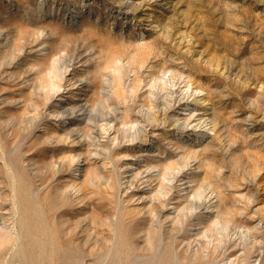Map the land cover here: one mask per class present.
<instances>
[{
  "label": "rangeland",
  "instance_id": "1",
  "mask_svg": "<svg viewBox=\"0 0 264 264\" xmlns=\"http://www.w3.org/2000/svg\"><path fill=\"white\" fill-rule=\"evenodd\" d=\"M123 1L0 0V264H264V0L148 6L155 28ZM70 71L92 115L62 129ZM195 90L211 129L184 159ZM153 125L170 168L146 187L124 158Z\"/></svg>",
  "mask_w": 264,
  "mask_h": 264
},
{
  "label": "bare ground",
  "instance_id": "2",
  "mask_svg": "<svg viewBox=\"0 0 264 264\" xmlns=\"http://www.w3.org/2000/svg\"><path fill=\"white\" fill-rule=\"evenodd\" d=\"M173 2H174V0H142L140 2H138L136 0H127V1L121 2V4H120L121 8L120 9H122V11L125 9L129 10L127 12L125 11L122 13L125 15H127L128 13L131 15L133 14V15H135L134 17H137L139 19V21L143 22V24H145L147 27L150 26V28H155L156 27L155 25L156 24L158 25V19L153 15V13L149 12L150 10L148 9L149 8L148 6H156L157 8H159V10H165ZM165 11H168V10H165ZM3 40L4 39H3L2 35L0 34V49L3 46ZM46 47H42L40 49V51L41 52L46 51L45 50ZM83 65H81V66H83ZM81 69H78V70L80 71ZM68 76L70 77V78H68V80L71 84L64 89L59 88V89H57V91H55V93H54L55 100H54V105L52 106V107H57L61 110L60 113L62 115V119L60 121V125H62L61 126L62 129L64 127H67V126L69 127L70 125H80L85 118H89V116L92 115V111H91L92 109L89 107V92H92L91 91L92 89L94 92V88H92L90 90V88L87 87V89H85V87H86L85 83L86 82H84L83 80H79V81L76 80L77 82H72L76 78V73H72V72L69 73L68 72L67 77ZM56 86L57 85H55V84L54 85L50 84L48 89H50V91L52 92L55 90ZM201 92L202 91H200V90H195V92L191 91L189 99L184 101V104H183L184 108L182 110L185 111L184 112L185 114H183L182 112H178L179 117L180 116H185V117L184 118H177L175 120L176 123L174 125V128L178 127V129H180L182 131L180 134L188 133L189 131H192L193 129L196 128L195 129L196 135L193 136L192 138H190L189 140L183 139L184 137H182V136L179 137L180 138L179 143H181L182 141H185L184 142L185 144H183V146L179 147L180 149L182 148V149H185V151H186V153L183 157L184 159L191 157V155L193 154V148L199 146L202 142V138L207 136V134H210L209 131L211 128H209L210 124H209L208 118H206L202 122L201 120H203L202 118H204V117H200L198 123H196L195 125L193 124L194 126H192L191 122H190V119L194 115V112L196 113L199 110H203V108H205L208 105L207 100L204 99V97H203L204 95L201 94ZM201 115L202 116L204 115L203 112H200L198 114V116H201ZM187 116H189L190 118H186ZM151 121H152L151 124H153L154 118L151 119ZM113 126L114 125H112L111 128ZM136 126H138V125H136ZM169 126L171 127V130L166 131V133L170 135L169 137H172V120H171V124ZM134 127H135V125H131L130 129H134ZM137 128H139V127H137ZM153 128H154V130H153L154 132L152 131L153 133L151 135H148L147 139H144L142 147H139V150L137 151L139 155H131V156L128 155L124 158V160L126 161L124 168H123L124 169L123 172L126 173L125 174L126 176H124V177L130 178V177H132V175L133 176L134 175L138 176L139 174L144 175L143 184H146L145 185L146 187L150 186L147 184L151 183L153 181V179L156 178V176H158L160 174H165L167 172V170L170 168V167H166L164 169V171L161 173L160 167H162V166H158V165L154 164V161H156L155 159L162 157L161 156L162 148L165 147L164 145H167V144L170 145V143H172V139H170L169 143L166 142L167 138H164L162 134L158 133V131L160 130L158 125H153ZM110 131H111V129H110ZM156 138H162L161 140H163L162 141L163 143L161 142V140L157 141ZM153 148H156L157 150L152 152L151 150ZM148 152H150V153H148ZM95 154H97V153H95ZM135 154H137V153H135ZM148 154H149V156H147ZM73 161H75V160H73ZM80 162H82V161L81 160L79 161V159H78L76 171L79 173L81 171H83V168L87 165L86 163H80ZM143 167H145L146 170L141 169ZM75 168H76V166H75ZM157 173H159V174H157ZM128 182H129V180H128ZM123 183H126V181ZM144 187L138 188L136 190V194H146L147 195L149 190H148V188L145 187L146 188L145 189ZM189 187L182 188L181 192L188 190ZM150 190H151V188H150ZM142 198L144 199L145 197H142ZM215 198L216 197L212 196V197H209V199H208V202H210L209 210L211 209V211L213 208L216 207L215 203H217V200H215ZM170 210H172V208H169L168 211H170ZM206 213H209V211L208 212L206 211L204 214H206Z\"/></svg>",
  "mask_w": 264,
  "mask_h": 264
}]
</instances>
